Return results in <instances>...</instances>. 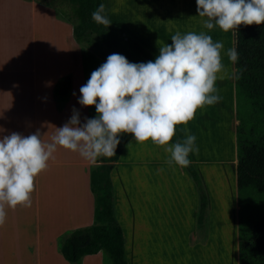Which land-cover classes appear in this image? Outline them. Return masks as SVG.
Listing matches in <instances>:
<instances>
[{"label":"crops","instance_id":"obj_1","mask_svg":"<svg viewBox=\"0 0 264 264\" xmlns=\"http://www.w3.org/2000/svg\"><path fill=\"white\" fill-rule=\"evenodd\" d=\"M111 24L122 28L154 58L159 47L167 44L160 40L161 29L154 24ZM212 31L216 36L217 32ZM220 35L224 36L221 58L227 59L224 65L233 73L227 56L232 48V30ZM103 63L77 44L71 37V25L68 28L52 16L43 4L35 0H0V139L12 132L26 137L39 129L42 139L50 141L56 128L69 121L73 109L79 112L81 124L85 118L96 117L95 106L78 103L79 89ZM216 87L222 99L197 109L194 119L175 128L181 141L185 129L196 137L198 152L189 157L206 196L201 221L197 219L198 197L191 177L185 167L167 163L170 153L164 148L172 143H138L131 136L113 162L109 170L112 210L122 233L127 264H131L130 250L136 251L138 264H168L159 263L163 255L157 253L164 250L169 260L173 257L178 264H195L202 259V252L209 256L211 251L227 264H237L235 141L233 131L227 127V109L231 113L234 103L233 76L218 79ZM53 156L47 169L35 177L32 206L6 207V220L0 226L1 264H69L59 252L63 235L93 222L89 170L102 158L93 164L59 146ZM217 164L223 165V172L224 167L229 169V195L224 192V174L223 190L216 188L217 194L208 199V179L201 166ZM166 243L168 248L158 247ZM101 255V251L85 255L80 264H99Z\"/></svg>","mask_w":264,"mask_h":264},{"label":"clouds","instance_id":"obj_2","mask_svg":"<svg viewBox=\"0 0 264 264\" xmlns=\"http://www.w3.org/2000/svg\"><path fill=\"white\" fill-rule=\"evenodd\" d=\"M197 15L206 17L203 27L222 31L243 25L264 23V0H196ZM92 19L106 28L111 21L101 3ZM223 42H213L205 32L179 30L171 44L159 47L154 61L132 63L121 54H110L80 87L81 106H95L96 117L85 118L73 109L68 122L56 128L50 141L42 139L39 129L22 136L12 132L0 139V226L6 220V207H31L35 177L47 169L57 147L77 152L96 163L98 157H112L120 143L119 136L131 134L136 142L151 140L157 146L169 145L177 125L194 119L197 109L214 105L219 96L216 81L238 77L222 63ZM227 56L236 63L239 53L229 48ZM75 94V93H74ZM98 101V102H97ZM3 131V129H0ZM185 138L164 150L167 163L188 167L190 153H197L196 137L185 129Z\"/></svg>","mask_w":264,"mask_h":264},{"label":"trees","instance_id":"obj_3","mask_svg":"<svg viewBox=\"0 0 264 264\" xmlns=\"http://www.w3.org/2000/svg\"><path fill=\"white\" fill-rule=\"evenodd\" d=\"M41 3L38 0H35ZM70 7L71 37L106 62L110 54L118 53L129 62L154 61L153 55L122 28L97 24L92 12L101 0H64ZM239 59L232 63L234 102L240 98L255 107L264 117V23L239 25L232 30V48ZM55 94L57 93L54 90ZM242 132H235V190L237 199L245 192H264V137L255 134L252 141L240 140ZM131 134L122 133L120 143L112 157L101 161L89 170V189L93 197V222L68 230L63 235L59 252L69 264H80L81 258L101 251L108 264H127L121 230L112 210V188L109 170L117 159L124 142ZM181 141L177 134L170 143ZM190 160V157L188 156ZM191 162V161H190ZM191 177L198 197V221L203 218L206 196L199 176L192 164L185 167ZM241 207V204H238ZM237 264H264V213L251 223L249 230L240 235L237 218Z\"/></svg>","mask_w":264,"mask_h":264},{"label":"rangeland","instance_id":"obj_4","mask_svg":"<svg viewBox=\"0 0 264 264\" xmlns=\"http://www.w3.org/2000/svg\"><path fill=\"white\" fill-rule=\"evenodd\" d=\"M46 6L47 12L50 13L55 18L61 19L69 28L71 22L69 19L70 7L64 0H38ZM104 4L107 2V14L108 19L113 23L117 22L119 24H124L130 26L131 24H150L156 26L157 29H161L162 40L164 43L171 44V36L179 30L182 34L187 32H207L206 34H211L213 42H222L223 35H220L222 31L219 27H214L213 29L217 34L212 35V30H208L203 27V20L206 17H200L197 15V5L196 0H103ZM193 21V22H192ZM115 24V23H114ZM118 25V24H117ZM204 30V31H203ZM225 35V32H224ZM222 36V37H220ZM222 51V50H221ZM224 52V51H223ZM227 59H222V63ZM233 108L231 113L228 108V124L227 127L233 131L234 141L235 132L240 130L242 134L239 136L240 140L252 141L256 138L255 134H259L264 137V117L260 112L255 110V107L250 103L246 102L240 98L238 104L233 103ZM224 146V145H223ZM224 155H226L227 150L224 146ZM222 153V152H221ZM204 158H208V155H204ZM222 157V156H221ZM218 156L217 158H221ZM211 158V157H209ZM203 165L201 170L205 172L208 179V199L213 198L218 191L223 190L221 185L222 176L225 174V184L224 192L226 194L227 183L229 182L228 167H224V172L222 169L223 165ZM195 171L196 168L192 164ZM219 166V167H218ZM199 167L200 165H196ZM197 173V172H196ZM198 175V174H197ZM219 183V184H218ZM219 195V193H218ZM237 199V194L235 190V205H236V216L240 223V235L243 236L249 228L251 223H253L257 218H259L264 213V192H245ZM231 201V198L229 199ZM241 204V207H238ZM195 239V238H194ZM160 249L168 248L167 243L158 246ZM205 252V251H204ZM129 260L131 264H138L136 251H127ZM207 253V252H205ZM202 252V259L196 260L195 264H227L224 262L220 255L211 251L209 256ZM215 253V254H214ZM160 258V262H167L168 264H178L177 259L171 257L169 260L167 250L157 253ZM219 256V257H218ZM210 257V258H209ZM98 259V258H97ZM127 259V256H126ZM128 262V261H127ZM1 264V262H0ZM99 264H108L107 258L101 255L99 258ZM162 264V263H161Z\"/></svg>","mask_w":264,"mask_h":264}]
</instances>
